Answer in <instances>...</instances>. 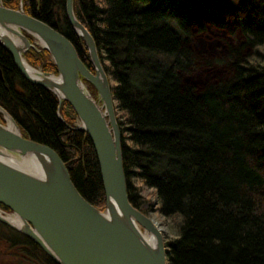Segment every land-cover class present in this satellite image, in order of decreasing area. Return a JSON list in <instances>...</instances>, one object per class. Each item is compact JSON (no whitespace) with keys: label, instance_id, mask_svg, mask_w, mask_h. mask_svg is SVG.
Instances as JSON below:
<instances>
[{"label":"trees","instance_id":"1","mask_svg":"<svg viewBox=\"0 0 264 264\" xmlns=\"http://www.w3.org/2000/svg\"><path fill=\"white\" fill-rule=\"evenodd\" d=\"M1 1L10 9L20 2ZM22 6L67 38L93 72L66 19L65 0H22ZM73 10L111 79L129 202L144 213L141 192L151 189L175 232L165 242L169 264H264V0H74ZM198 43L225 52L206 58ZM24 58L56 74L45 50L30 49ZM211 65L221 75L188 82L191 72ZM0 106L24 138L57 153L80 195L103 211L97 158L87 135L73 129L71 106L27 82L1 46ZM0 225L13 264H55Z\"/></svg>","mask_w":264,"mask_h":264},{"label":"water","instance_id":"2","mask_svg":"<svg viewBox=\"0 0 264 264\" xmlns=\"http://www.w3.org/2000/svg\"><path fill=\"white\" fill-rule=\"evenodd\" d=\"M65 15L86 47L93 72L67 38L27 15L21 2L18 9H10L0 0V46L27 82L71 106L76 115L73 129L85 133L93 146L105 208L100 211L88 203L57 153L24 138L0 106L5 121L0 123V204L10 210L0 209V224L28 238L55 264H169L159 225L128 199L115 102L96 44L77 20L73 0H65ZM38 48L49 54L56 74L25 60V53ZM56 116L64 123L58 110ZM22 160L29 166H22Z\"/></svg>","mask_w":264,"mask_h":264},{"label":"rangeland","instance_id":"3","mask_svg":"<svg viewBox=\"0 0 264 264\" xmlns=\"http://www.w3.org/2000/svg\"><path fill=\"white\" fill-rule=\"evenodd\" d=\"M176 1H185V0H176ZM229 1L236 2L237 0H229ZM196 46L201 53L202 52L208 53V55H212V56L216 55L218 51L219 52L223 51V49L221 50L220 45L214 47L213 49L204 46L203 43H200L199 45H196ZM213 72L215 71L213 70ZM209 78L210 76H208L207 73L197 74V75H194V80L192 82L198 83L199 81H201L199 83H202L203 81H206ZM115 114H116V119H117L119 112L116 111V109H115ZM141 194L144 200L141 206V210L144 211L145 215H147L149 218H151L155 223L159 225L165 242L175 238V232L173 231L171 227L170 220L165 218L158 212L157 200H156V196L154 195V191L148 188H143ZM2 233L5 234V233H8V231L0 225V234ZM11 252L12 251L9 250V247L7 243L5 242V240L2 239V236H0V264H13V261H12L13 258L9 255V253Z\"/></svg>","mask_w":264,"mask_h":264},{"label":"bare ground","instance_id":"4","mask_svg":"<svg viewBox=\"0 0 264 264\" xmlns=\"http://www.w3.org/2000/svg\"><path fill=\"white\" fill-rule=\"evenodd\" d=\"M74 1V0H73ZM194 0H185V1H181V2H183V3H188V2H193ZM180 2V1H179ZM21 3H22V0H21ZM88 31V30H87ZM234 42H235V40H234ZM192 43L193 44H197V41L193 38V41H192ZM199 44V43H198ZM221 48V50L223 49V51L222 52H219L218 51V53H216V55H214V56H212V55H208V53H204V52H202L201 54H202V56L203 57H206V58H218V57H220V56H222L223 54H224V52H225V47L224 46H222V47H220ZM98 52V51H97ZM26 54V53H25ZM99 56V55H98ZM211 68H209V71L208 72H206L207 73V75L208 76H210V78H209V80L210 79H214V78H216L218 75H221V70L219 69V68H217V67H219L218 65H211L210 66ZM213 70L215 71V72H213ZM194 75H195V72H191L189 75H188V82L189 81H193L194 80ZM198 77H200V76H198ZM197 77V78H198ZM108 79H109V81L111 82V79L109 78V76H108ZM207 81V80H206ZM191 83V82H190ZM110 87H111V83H110ZM111 95H112V93H111ZM120 132H121V130H120ZM121 144H122V132H121ZM22 166H29V164H28V162H26V161H24V160H22V161H20L19 162Z\"/></svg>","mask_w":264,"mask_h":264},{"label":"flooded vegetation","instance_id":"5","mask_svg":"<svg viewBox=\"0 0 264 264\" xmlns=\"http://www.w3.org/2000/svg\"><path fill=\"white\" fill-rule=\"evenodd\" d=\"M21 2V1H20ZM20 2H19V4H20ZM3 117V116H2ZM4 120V119H3ZM4 124H5V121H4Z\"/></svg>","mask_w":264,"mask_h":264}]
</instances>
